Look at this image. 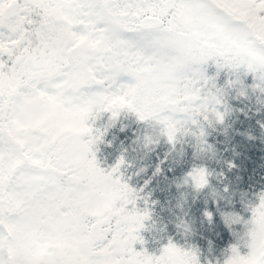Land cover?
I'll return each instance as SVG.
<instances>
[{
  "label": "snow or ice",
  "instance_id": "obj_1",
  "mask_svg": "<svg viewBox=\"0 0 264 264\" xmlns=\"http://www.w3.org/2000/svg\"><path fill=\"white\" fill-rule=\"evenodd\" d=\"M253 98L264 114V0H0V264H264V187L240 193L242 211H221L238 165L206 162L219 153L213 132L250 114L232 101ZM122 116L144 126L149 151L191 146L200 162L175 181L189 190L179 207L211 197L202 221L219 212L234 238L220 255L173 235L150 246L152 178L133 183L145 168L127 149L110 164L99 156ZM175 224L196 235L188 212Z\"/></svg>",
  "mask_w": 264,
  "mask_h": 264
},
{
  "label": "trees",
  "instance_id": "obj_2",
  "mask_svg": "<svg viewBox=\"0 0 264 264\" xmlns=\"http://www.w3.org/2000/svg\"><path fill=\"white\" fill-rule=\"evenodd\" d=\"M250 79V78H249ZM232 103L239 107H245L249 111V115H245L239 111L235 112L230 118L232 128L229 129L228 136L223 132L214 131L210 140L217 145L219 149L218 157L214 160H207L210 167L217 170L226 169L224 160H235L238 167L228 173L229 179L232 182V187L236 195L229 200H221L220 210H238L242 211V201L240 193L259 190L264 187V139H261L262 130L257 124V120L264 119V114L257 115L253 111L256 107L255 100L252 101H236ZM107 114L97 121L98 126H103L107 123ZM252 132L256 139H249L245 132ZM144 126L138 123L133 116L121 117L115 126L110 127L105 136V141H111V144L102 143L100 145L101 152L99 156L105 164L114 162L117 156L122 151L127 149L128 159L132 162L134 168L144 167L145 172L140 176L133 178V183L142 184L145 179L152 178L150 190L152 192L151 199L159 201L155 207V220L157 227L151 231H146L145 235L150 241V246L155 248L157 240L155 237L167 238L168 235H173L176 240L181 243L185 239L190 242L198 243L206 256L214 258L220 255L221 250L226 247L233 237L222 224L219 212H217L216 223L209 225L201 219V211L204 207L216 208L211 197L206 193L200 194L195 201L189 197L188 207L186 204L184 209L179 207L181 202V192L189 191L185 188L176 187V179L182 176L193 163L200 162L194 155L190 145H185V152L181 156L176 152L169 153L170 145L161 140L159 145L153 146L152 150L144 148L138 137L142 136ZM168 155V159L164 161L162 167L163 174L153 176L156 165ZM214 183L216 181L214 180ZM208 204H205V201ZM189 213L190 218L195 221L196 235L185 238L183 234L176 229V220L179 216ZM167 225L166 232L158 231V228ZM214 241V246L211 252L208 251V241Z\"/></svg>",
  "mask_w": 264,
  "mask_h": 264
}]
</instances>
